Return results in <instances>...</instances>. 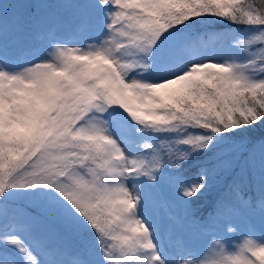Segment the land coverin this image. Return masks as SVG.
<instances>
[{"label":"snow or ice","instance_id":"1","mask_svg":"<svg viewBox=\"0 0 264 264\" xmlns=\"http://www.w3.org/2000/svg\"><path fill=\"white\" fill-rule=\"evenodd\" d=\"M257 42L249 0H0V264H264V230L222 243L264 225Z\"/></svg>","mask_w":264,"mask_h":264},{"label":"rangeland","instance_id":"2","mask_svg":"<svg viewBox=\"0 0 264 264\" xmlns=\"http://www.w3.org/2000/svg\"><path fill=\"white\" fill-rule=\"evenodd\" d=\"M213 19H218V18H213ZM229 29L233 30L234 39L230 42L232 47L230 50V55H229L228 60H231L229 62H232L233 60L241 61V60H243L245 54L243 51V46L241 45L240 42L247 40L251 35H253V33L248 32L246 30L247 26H245V25L236 27L234 29L233 28H224L220 31H227ZM95 42H96L95 40H89V41H86L85 44L95 43ZM68 46L69 47H83V45H80V44L68 45ZM217 46L219 47L221 45L218 44ZM260 47H264V45H261L259 42H257L254 46H252L251 50L255 51V50L259 49ZM51 51L52 50L49 49V52H51ZM223 56H221V57H223ZM221 57H218V58H221ZM50 60H51V58L49 57V62H50ZM27 66H29V65H27V64L22 65V67H27ZM155 135H156V133L148 134V136L144 140L141 141V145H143L144 143H147L150 145L149 148H146V149L142 148L143 154L145 156H147L148 158H151V156L153 154V149L157 148V140L155 138ZM198 215H203L202 210H200ZM205 215H207V214H205ZM249 224L254 225L257 232L264 230V225L261 224V221L258 217L253 218L251 220H248L245 218L238 219L234 223V227L236 229L235 233L234 234L233 233H227L223 236V238H222L223 245L226 247H229V248H233L237 244H239L245 235L246 226ZM211 246H212L211 238H208L206 240L202 237H197L195 242H194V247L197 251H199L201 253V256H203V254ZM187 259L192 260L193 257L188 256Z\"/></svg>","mask_w":264,"mask_h":264},{"label":"trees","instance_id":"3","mask_svg":"<svg viewBox=\"0 0 264 264\" xmlns=\"http://www.w3.org/2000/svg\"><path fill=\"white\" fill-rule=\"evenodd\" d=\"M249 2H252V3H254V5L256 6V7H262V6H264V0H249ZM219 25H214V26H212V28L213 27H218ZM204 29H201V31H203ZM229 55H230V53H226L225 54V59L226 60H228L229 59ZM228 61H231V60H228ZM193 131H202V130H199V129H197V130H193ZM162 142H163V138H161V139H159L158 140V143H159V147L160 146H162ZM164 145V144H163ZM175 147H178V146H173V148H175ZM196 159H202V157H199V156H194L193 157V160H190L189 162H186V166L187 165H190L191 163H193V161L194 160H196ZM201 210H202V212H203V215H205V214H207V212L210 210V209H208L206 206H204V205H201Z\"/></svg>","mask_w":264,"mask_h":264}]
</instances>
